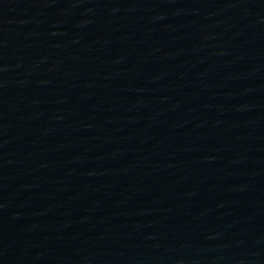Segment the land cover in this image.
I'll return each mask as SVG.
<instances>
[{"label": "water", "instance_id": "95a60500", "mask_svg": "<svg viewBox=\"0 0 264 264\" xmlns=\"http://www.w3.org/2000/svg\"><path fill=\"white\" fill-rule=\"evenodd\" d=\"M0 264H264V0H0Z\"/></svg>", "mask_w": 264, "mask_h": 264}]
</instances>
